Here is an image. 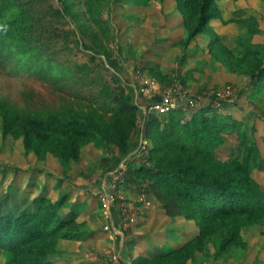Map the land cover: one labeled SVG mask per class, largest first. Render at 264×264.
I'll return each mask as SVG.
<instances>
[{
	"label": "rangeland",
	"instance_id": "1",
	"mask_svg": "<svg viewBox=\"0 0 264 264\" xmlns=\"http://www.w3.org/2000/svg\"><path fill=\"white\" fill-rule=\"evenodd\" d=\"M90 1L68 0L73 17L67 15L60 21L75 29L81 40L83 51L75 49L78 59L92 64L86 46L96 47L97 61L109 68L104 72L108 79L114 76L134 87L143 79H156L157 90L147 95L137 92L145 117L151 112V101L169 89L176 93L177 105H189L187 116L211 97L231 100V107H220L218 113L232 110L246 123L250 136L258 140L262 155L252 173L264 189V86L260 90L251 84L253 60L240 43L250 40L261 44L264 55V0H215L218 15L210 21L209 31L188 45L190 20L176 0H103L99 13L105 20L103 27L90 19ZM43 3L47 7L61 5L60 0ZM105 30L108 41L104 40ZM58 44L59 49L62 40ZM99 91L100 87L89 82L59 88L31 74H10L0 67V96L27 110L99 106ZM224 135L225 143L216 150L222 160L228 159L238 144L236 130ZM141 141H146L142 147L111 168L102 159L115 153L94 142L82 148L77 162L66 163L52 154L41 159L26 149L23 137L3 134L0 117V214L33 208L34 199L43 193L53 201L69 196L59 209L61 216L69 215L75 203L86 204L77 215L78 222L87 224L83 233L77 239L60 241L59 250L50 254L53 264H133L141 256L152 259L181 248L200 234L201 225L184 216H167L148 187L146 174L128 170L129 162L137 168L140 157L146 159L143 154H148L151 141ZM120 167L125 168V175L117 173ZM117 174L121 182H116L114 205L109 210L103 196L110 190L111 177ZM130 176L143 181L128 180ZM233 228V241L224 245L218 239L202 242L191 249L195 256L186 264H264V218L237 222ZM0 264H13L11 253L1 248Z\"/></svg>",
	"mask_w": 264,
	"mask_h": 264
},
{
	"label": "trees",
	"instance_id": "2",
	"mask_svg": "<svg viewBox=\"0 0 264 264\" xmlns=\"http://www.w3.org/2000/svg\"><path fill=\"white\" fill-rule=\"evenodd\" d=\"M176 1L190 20L188 45L209 31L210 21L218 15L215 0ZM103 3L88 2L89 17L100 27L105 24L99 17ZM60 4L47 7L43 0H0V67L10 74H31L59 88L92 83L100 87L99 106L68 105L39 112L0 96L3 134L23 137L26 149L41 159L52 154L66 163L79 161L88 143L103 144L115 153L102 159L108 168L137 151L142 138L150 140L148 154H143L146 159L140 157L137 168L129 162L128 170L146 174L148 187L167 216L195 219L201 231L177 250L152 259L141 256L133 264H186L195 256L191 249L202 242L218 239L227 244L235 238L237 222L264 218V189L252 173L262 155L261 146L232 110L218 113L220 107L230 108L232 101L214 96L191 116L186 114L189 105L178 104L168 113L151 112L145 117L137 101L138 88L114 76L108 79L104 72L109 68L97 61L96 47L86 46L92 64L78 59L75 49L84 48L76 30L60 24L67 15L73 17L71 5L68 0ZM103 36L109 40L106 30ZM240 43L253 60L250 82L263 90V45L250 40ZM101 46L104 50L105 44ZM232 130L237 131L238 144L228 159H219L216 150L226 141L224 132ZM128 180L143 181L134 176ZM68 197L53 201L43 193L34 199L33 208L0 214V248L11 253L13 264H53L50 254L59 250L60 241L79 238L87 224L78 222L77 215L86 204L75 203L69 215L61 216L59 209Z\"/></svg>",
	"mask_w": 264,
	"mask_h": 264
},
{
	"label": "built area",
	"instance_id": "3",
	"mask_svg": "<svg viewBox=\"0 0 264 264\" xmlns=\"http://www.w3.org/2000/svg\"><path fill=\"white\" fill-rule=\"evenodd\" d=\"M141 74V72H140ZM144 78V76L142 77ZM138 91L139 92H143L146 95L149 93L148 91H152V90H157L158 89V82L156 79L154 78H146L143 79L139 82V85H137ZM175 92H172L170 89L168 90V92H166L165 94H163L161 97H159V99H154L151 101V103L149 104L148 107V111H151L152 113H160V114H165L168 113L169 111H171L173 108L176 107V99H175ZM155 111V112H154ZM150 112V113H151ZM146 141H141V145L140 147H142L144 145ZM117 173H122V174H126V170L125 168L120 167L119 169L116 170ZM124 171V172H123ZM120 175L117 174L115 178H113V176L111 177V182H109L108 184V188L110 189L108 193L105 192L103 199L105 200L104 205L107 207V209L109 208V210L111 209L113 202L115 200V195H114V188L117 185V183H120ZM117 182V183H116ZM117 261V260H116ZM118 262V261H117Z\"/></svg>",
	"mask_w": 264,
	"mask_h": 264
}]
</instances>
